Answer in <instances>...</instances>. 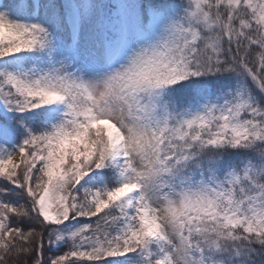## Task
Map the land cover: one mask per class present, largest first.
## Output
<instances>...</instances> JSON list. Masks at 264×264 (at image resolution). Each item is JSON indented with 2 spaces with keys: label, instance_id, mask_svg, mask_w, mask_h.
<instances>
[{
  "label": "snow or ice",
  "instance_id": "obj_1",
  "mask_svg": "<svg viewBox=\"0 0 264 264\" xmlns=\"http://www.w3.org/2000/svg\"><path fill=\"white\" fill-rule=\"evenodd\" d=\"M0 264H264V0H0Z\"/></svg>",
  "mask_w": 264,
  "mask_h": 264
}]
</instances>
